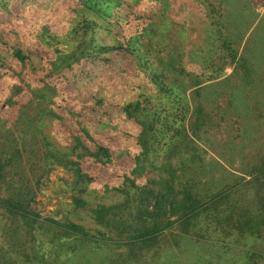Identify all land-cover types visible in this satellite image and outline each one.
I'll use <instances>...</instances> for the list:
<instances>
[{"label":"rangeland","instance_id":"1","mask_svg":"<svg viewBox=\"0 0 264 264\" xmlns=\"http://www.w3.org/2000/svg\"><path fill=\"white\" fill-rule=\"evenodd\" d=\"M247 1L248 6L238 4L237 0L228 1L225 11L229 21L225 34L238 54L250 60L256 71L252 76L253 79L257 77V84L249 93L246 90V97L235 100L236 106L243 102L252 108L244 110L239 119L230 117L235 128L233 135L241 132L236 140L242 146L241 151L249 154L242 160L226 158L220 167L205 155L207 159L199 166L207 170L213 166L212 170L218 172L213 188L233 183L234 178L230 179L229 173L232 176L240 174L245 176L241 191L251 193L252 184L245 182L250 176L241 170L258 165L260 156L264 159V146L252 147V143L264 142V114L255 113L257 109L264 111V0ZM159 2L126 0V6L115 9L116 14L103 19L86 8L94 6L93 0H0V145L2 158H12L11 164L6 165L2 195L15 181L23 188L28 187L23 199L40 217L74 223L89 234H96L110 231L119 223L121 216H118L117 207L128 211L134 198L130 181L148 187L153 182L152 187L157 190L163 186L167 175L152 169L143 156L136 159L142 151L137 143L140 127L127 119L117 106L138 98L143 104L152 102L154 110L163 116V107L171 108L174 102L144 78L128 54L103 50L102 46H116L117 38L126 33L114 25L118 18L123 26L136 29L150 25L154 40L167 38L178 44L181 65L188 72L178 87L184 92L185 127L192 121L190 115L199 99L212 106L211 112L221 113L219 105L225 107L226 98H235L220 91L222 86L217 84L229 77L237 80L238 72L230 60L223 57L219 40L208 25L210 15H207L203 0ZM166 6L173 8L168 12L163 10ZM160 8L164 15L161 10L157 15ZM171 18L178 22L176 26ZM180 24L184 28H180ZM93 46L94 58H91L89 52ZM16 51L22 58L15 55ZM192 77L203 86L208 84L199 99L193 95ZM255 103L258 105L254 106ZM221 123L219 120L218 125ZM223 129L213 128L210 134L224 142ZM76 137L89 152L96 151V146L100 145L109 148L112 154L106 163L90 156L83 157L80 166L90 178L83 183H75L73 171L52 159L56 154L74 157L77 150L82 151V148L75 149ZM150 155L148 152L147 156ZM209 155L214 156L210 151ZM164 159L167 157H161L156 165L166 164ZM261 178L264 187V172ZM74 197H80L85 203L76 206ZM103 206L115 208L110 213L102 211L96 217L93 210H103ZM54 232L55 229L38 225L28 229L21 219L0 207V264L24 262L34 241L40 244V250L53 254ZM176 238V229L164 230L155 247L160 246L168 253ZM251 240L249 237L245 241L249 245ZM70 242L74 246L80 241L73 238ZM256 246L262 248L260 251L264 255V243L257 241ZM231 248L234 249L229 254L231 261L245 258L240 251L243 247ZM145 251L116 248L104 261L133 264L134 259L144 258ZM170 254L167 260L171 259ZM247 264H264V257L249 256Z\"/></svg>","mask_w":264,"mask_h":264},{"label":"trees","instance_id":"2","mask_svg":"<svg viewBox=\"0 0 264 264\" xmlns=\"http://www.w3.org/2000/svg\"><path fill=\"white\" fill-rule=\"evenodd\" d=\"M228 1L232 3L234 0H203L207 15H210L208 25L212 27L219 40L223 57L227 61L230 60L234 70L238 72L237 80L236 77L233 80L229 77V79L218 81L217 84L222 86L220 91H226L230 97L232 95L235 98H226V110L221 104L223 106L219 105L221 113H213L212 106L199 99L204 93V88H208V84L203 86L196 77H192L193 95L199 100L193 106L190 115L193 119L186 127L183 124L185 98L182 94L184 95V92L182 93L178 87L183 83V75L188 72L181 65L178 44L175 41L167 38L154 40L150 25H143L142 28L136 29L133 26H123L118 18L114 25L119 26L123 33H126L122 34L121 38H117L116 46H102L103 50L128 54L127 56L144 78L155 87L157 86L168 100L174 102L170 104L171 108L163 107L165 113L163 116H159V112L154 110L152 102L143 104L138 98L117 106L127 119L140 127L137 143L142 151L136 159L140 160V156H143L152 169L164 173L167 179L158 190L152 187L153 182H150L148 187L130 181L134 198L127 212L117 207L118 216L121 217L118 224L111 226L110 231L114 232L89 234L74 223L65 224L53 218L40 217L31 209L28 201L23 199L26 195L24 191L28 187L23 188L15 181L9 185V191L2 195L1 186L6 179V165L11 164L12 158L11 156L7 159L2 158L3 152L0 145V207L9 215L21 219L28 229L36 225L55 229L56 237L55 240L52 239L55 241L54 253L49 254L47 250H40V244L34 241L30 244L31 253L21 264H123L124 261L120 263L113 260L104 261L107 256L112 255L113 249L123 247L146 250L144 258L134 259L133 264H247L249 256L264 257L260 251L262 248L256 246L257 241L264 243V187L261 186L264 159L260 156L257 159L258 165L251 166L249 170H241L250 176L245 181L246 184L253 186L256 183L253 187L250 186L253 189L251 193L241 191V182L245 176H240L238 173L235 176L229 173L230 179L234 178L233 183L219 189L213 188V184L216 183L214 180L218 178L214 177L218 172L212 170L213 166L210 170L199 166V163L207 157L211 163L220 167V163L226 161V158L242 160L246 158V154H249L248 151L246 153L241 151L242 146L236 141L241 137V132L233 135L232 131L235 128L230 117L241 118L244 110L252 108V105L243 102L236 106L235 100L246 97V90L248 89L249 93L251 87L257 84V77L256 73L254 74L256 78L253 79L252 76L255 71L253 63L245 56L238 54L232 40L225 34V30L228 29L227 21H229L225 11ZM93 2L94 6L91 9L88 6L86 8L103 19L116 14L115 9L126 6V0H93ZM237 3L242 6L249 5L247 0H237ZM172 8L166 6L163 10L169 12ZM160 10L163 13L160 8L157 15ZM161 21H163L162 18ZM171 23L174 26L178 24L172 18ZM183 26V24L179 25L180 28H184ZM94 47L89 52L91 58H94ZM15 55L22 58L19 51H16ZM247 85L249 87L246 88ZM257 105V103L254 104V106ZM215 107H218L217 104ZM175 112L177 114H174ZM263 112L259 109L255 111L258 116L259 113L264 114ZM219 120L222 121L220 126ZM234 123L237 124L236 119ZM213 128H224V142L216 140V137L210 134ZM217 142L220 143V147H217ZM257 142L252 143L253 148L264 146L263 141ZM200 144L208 148H202ZM75 147L76 150L78 148L83 150H77L74 157H70L69 154H56L52 158L63 168L73 171L77 179L75 183L90 180L80 166L83 157H93L100 163L109 162L112 157L109 148L100 145L96 146V151L89 152L78 137H76ZM209 151L213 152L214 156H210ZM148 152L150 156H147ZM164 156L167 157L166 160L164 159L166 164L157 166L156 163ZM74 202L76 206L79 203H85L80 197H74ZM114 208L103 206V210L98 208L96 212L95 209L93 211L96 216L102 211L110 213ZM106 225H109V222ZM168 229H176L177 238L166 253L160 246L155 247V244L159 234ZM249 237L252 238V244L248 245L245 240ZM73 238L80 242L72 246L70 241ZM43 247H46V244H43ZM231 247H243L240 251L245 258H239L240 263L234 259L231 261L229 254L234 251ZM169 253H171V259L167 260Z\"/></svg>","mask_w":264,"mask_h":264}]
</instances>
